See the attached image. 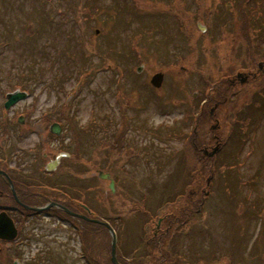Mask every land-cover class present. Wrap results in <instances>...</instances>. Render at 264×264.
<instances>
[{
  "label": "rangeland",
  "instance_id": "obj_1",
  "mask_svg": "<svg viewBox=\"0 0 264 264\" xmlns=\"http://www.w3.org/2000/svg\"><path fill=\"white\" fill-rule=\"evenodd\" d=\"M153 6L141 0H0V120L13 117V138L0 134V150L13 147V175L30 180L31 189H61L107 220L117 247L164 241L167 262L264 264V86L243 87L235 120H229L231 103L219 107L224 144L203 178L209 194L198 212L174 224L169 236L164 223L156 228L158 218H181L183 199L196 191L193 174L201 168L192 172L183 152L200 112L217 101L211 89L248 70L252 52L255 63L264 61V0H193L188 32L168 9L157 17ZM198 14L204 29L196 26ZM138 67L143 71L136 73ZM155 71L164 79L154 91L149 79ZM15 91L28 97L6 113L5 95ZM52 123L61 125L60 135L51 134ZM121 131V148L113 150ZM66 145L72 155L62 169L59 146ZM44 169L51 174L42 177ZM98 232L106 258L111 238ZM65 240L52 260L85 264L77 245Z\"/></svg>",
  "mask_w": 264,
  "mask_h": 264
},
{
  "label": "flooded vegetation",
  "instance_id": "obj_2",
  "mask_svg": "<svg viewBox=\"0 0 264 264\" xmlns=\"http://www.w3.org/2000/svg\"><path fill=\"white\" fill-rule=\"evenodd\" d=\"M141 1L150 7L153 6L151 0ZM149 1L151 2L149 3ZM154 1L157 3L153 6L157 17L160 15L157 14L158 11L168 9L170 16L172 15L175 18L176 24L185 27L187 32L189 28H192L193 15L190 11L193 0ZM143 10V13H146V8ZM198 15L197 19L204 20L202 14ZM207 15L206 19H209V12ZM252 59V56H249L250 64H248V70L236 71L233 75L227 76L224 82L219 85V95H223L222 98H224L225 102L227 101L226 104L231 103L228 105L229 108H241V101L246 96L243 92L245 90L243 87L256 85L252 83H256L261 73L260 71H264V62H261L260 73L253 72L251 70ZM239 73L243 74L240 79L237 78ZM241 79H244V83H241ZM261 85L263 84L261 83ZM10 110L6 111V113ZM215 115L214 110L210 111L208 116L210 124L216 121L217 127H220V118H216ZM23 118L22 116L21 124L17 122L18 119L16 120L19 126H24L25 121ZM10 123L13 124V117L8 120L6 116H3L0 120V134L4 138H8V136L13 138V132H10L12 129L9 130L8 126L11 125ZM216 130L218 128L213 131ZM60 132L58 135H60ZM42 138L41 144L44 146V135H42ZM222 138L223 136L220 132H213L211 139L203 143L201 148L197 149L194 144L192 145L194 149L200 152L201 159L207 160L206 163L193 165L194 168L200 167L210 171L216 167L210 161H213L218 155L217 153L221 152L220 150L224 144ZM216 144H218L217 153L212 158H206L202 154V149H206L207 153H209ZM73 145L76 146L74 142ZM59 150L68 151L72 155L69 151V145L59 146ZM33 151H36L35 148ZM202 156H204V159ZM11 157H13V147H11L9 153L0 150V264H63L62 262L53 261L52 255L53 251L64 247L66 236H69L70 240L68 241L76 244L77 250L83 253L82 257L85 259V264H103V262H98L99 258L101 260L105 259V264H115L112 261L110 245L109 248L107 247L106 258L101 255L100 257L98 256V253L103 254V252H101V248L96 243V235L99 233L96 230V226L99 225L96 223L99 220L96 212L79 199H68L64 193H61L58 199L54 196H33L37 194V191L35 192L36 189H31L33 186H31L30 180L19 179L16 175H13V158ZM33 161L35 160H31V162ZM64 162H62V165ZM50 174L51 172L44 169L42 177ZM13 188L18 199H13ZM46 189L51 188L48 187ZM83 206L88 207L89 213L87 211L82 213ZM82 224L90 225L92 229L81 231L80 227ZM66 228L68 229L67 235ZM102 232H107V230L105 229ZM72 251L74 252V250ZM115 260L117 264H176L177 261V259L172 260L170 258V262H166L159 245H144L128 250L123 246L117 247V244L115 247Z\"/></svg>",
  "mask_w": 264,
  "mask_h": 264
},
{
  "label": "trees",
  "instance_id": "obj_3",
  "mask_svg": "<svg viewBox=\"0 0 264 264\" xmlns=\"http://www.w3.org/2000/svg\"><path fill=\"white\" fill-rule=\"evenodd\" d=\"M246 37H247V35H246ZM263 79H264V76H263ZM223 82V81H222ZM221 82V83H222ZM212 90V92H213V94H214V97H215V99H217V101H219V106H218V109H219V107H221L222 105H224V103H226V102H221L220 103V97H219V94H218V92H216V91H218L217 89H215V88H212L211 89ZM211 92V91H210ZM227 100H228V98H227ZM208 101L210 102V104L213 102V99H211V96L209 97V99H208ZM205 105V104H204ZM203 105V107H205ZM204 110H206L205 108H204ZM238 109H235V108H230V112L232 113V116L236 113V111H237ZM201 113V115H200V117H201V119H197L196 120V124H197V128H196V133H193L192 132V136H191V138H190V140L188 141L187 140V142H186V144H185V151H186V149H187V153H184L183 152V157H186L187 159H191V161H192V163H190L189 165H193V164H195V163H203V161H201L200 160V156H199V151L197 152V150L196 149H194L193 148V144H195L196 145V148L197 149H199V148H201L202 147V145H203V143H206V142H208V140H210L211 139V137H210V135H211V132H210V130H209V124H208V121H209V119H208V117H207V113H204V111L203 112H200ZM205 118H207L206 120H205ZM72 132H73V142L75 143V144H77L78 145V143H77V135H76V132H75V130L73 129L72 130ZM122 132V131H121ZM119 133V134H117L118 136L116 137V142H115V145H110V147L113 149V150H115L116 148H117V146L118 145H120V141L122 140V138H123V135H124V132H122V133ZM120 148H121V145H120ZM76 149V148H75ZM192 172H193V170H191ZM211 171V170H210ZM208 172L209 171H206V170H204V169H202L201 168V170L200 171H197V172H194V174H193V176H194V178L195 179H197V181H196V191L195 192H193V193H191L190 192V197H189V199H183L184 201H186L187 203H185V206H184V208H182V210L180 211V215L182 216L181 218H177L176 217V214H169V215H167L166 216V221H167V224H169V223H171L172 222V224H174L175 223V221H184V220H186L185 218H186V216L190 213V211H189V208L192 206L193 207V210L194 209H197L198 208V205H199V203L202 201L201 199H198V200H196L195 199V201H194V199H191L193 196H194V194L196 195V194H198V195H200V196H202V193H201V189H202V187H204L203 186V178H204V176H205V174H208ZM205 184V183H204ZM194 201V202H193ZM183 202V201H182ZM188 204V205H187ZM143 210H144V208H143ZM134 212V211H133ZM143 213H145V212H143ZM148 213V212H147ZM150 216V215H149ZM184 219V220H183ZM80 229H81V231H85V230H91L92 229V227L90 226V225H88V226H86L85 224H82L81 225V227H80ZM96 229L97 230H99V231H105V228L104 227H102V226H100V225H98V226H96ZM172 231V225H168L167 226V228H166V230H165V237L166 236H169V233ZM171 234V233H170ZM165 237H162L161 239L162 240H164L165 239ZM84 238V237H83ZM85 239V238H84ZM148 243H151L150 241L148 242ZM157 245H159L160 247H161V249H165V246H164V241H158L157 243H153L151 246H157ZM162 255H163V257L165 258V256H166V253H164V252H162ZM98 256L100 257V254L98 253ZM179 260V259H178ZM180 261V260H179ZM99 263H101V262H103V264H105V262H106V260L105 259H100L99 258V261H98ZM166 262H167V260H166Z\"/></svg>",
  "mask_w": 264,
  "mask_h": 264
},
{
  "label": "water",
  "instance_id": "obj_4",
  "mask_svg": "<svg viewBox=\"0 0 264 264\" xmlns=\"http://www.w3.org/2000/svg\"><path fill=\"white\" fill-rule=\"evenodd\" d=\"M239 77H240V74L238 75V78ZM162 79H163V75L161 73H158V74H155L151 78L150 83L155 88H159L161 86ZM25 98H26V93H24V92H18V91H16L14 93L7 94L6 95V102L4 103V108L7 110L11 106H13L15 103H17L18 101L24 100ZM53 128H52V131L55 132V133H58L57 126L54 125ZM217 148L218 147H215V149H213V151L211 153H207L206 151H204V154H207L208 157H211L216 152ZM208 182H209V180H207V184H208ZM110 187H112V185ZM13 196L15 197L14 191H13ZM15 199H16V197H15ZM100 224L104 225L109 230V233L111 235V251L110 252H111V255H112V261L116 264V261H115V258H114V254H115V242H116L115 233H114V231L106 223H100ZM13 232H14V228H13ZM3 237H4V231H3Z\"/></svg>",
  "mask_w": 264,
  "mask_h": 264
}]
</instances>
